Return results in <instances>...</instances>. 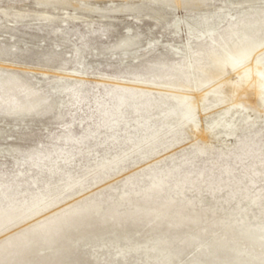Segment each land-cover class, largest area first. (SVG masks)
Instances as JSON below:
<instances>
[{
    "label": "rangeland",
    "instance_id": "374dc122",
    "mask_svg": "<svg viewBox=\"0 0 264 264\" xmlns=\"http://www.w3.org/2000/svg\"><path fill=\"white\" fill-rule=\"evenodd\" d=\"M34 1L0 0V215L31 213L6 232L63 218L67 207L130 213L167 201L171 216L194 209L202 221L216 219L237 233L261 231L264 116L252 123L251 110L231 108L234 135L203 144L190 121L180 124L185 108L179 101L187 88H212L196 110L197 125L223 116L230 81L209 86L227 69L224 50L247 60L264 49V0H194L191 6L157 0L160 10L140 13L138 6L153 0H86L94 11L77 10L79 18L65 22L39 19ZM125 4L131 10L104 12ZM218 14L225 15L220 24ZM205 18L218 25L212 38L207 32L190 38L188 28L204 30ZM127 32L138 36L125 55L115 45ZM144 230L150 231L134 226L128 236ZM192 234L177 229L154 236L178 244ZM210 239L205 233L176 264Z\"/></svg>",
    "mask_w": 264,
    "mask_h": 264
},
{
    "label": "bare ground",
    "instance_id": "6f19581e",
    "mask_svg": "<svg viewBox=\"0 0 264 264\" xmlns=\"http://www.w3.org/2000/svg\"><path fill=\"white\" fill-rule=\"evenodd\" d=\"M156 1L153 0L148 5L140 4L137 13L160 10L161 6L156 4ZM173 1L178 6L194 4V0ZM34 3L39 19L44 22H52L56 18L62 22L68 18L77 20L79 18L77 10L92 12L95 9L86 0H79L75 4L70 0H35ZM131 7V4H125L109 7L104 12L127 11L131 10ZM2 11L7 13L6 10L2 9ZM57 11L61 13L54 14ZM224 17V14L216 16L219 24ZM10 21L11 26L18 22L16 18ZM173 26L174 29H179L177 21ZM202 26L204 30L189 27L190 38L193 36L200 39L204 37L205 32L212 38V33L218 25L214 26L205 18ZM231 34L238 37L237 31H231ZM137 36L127 32L118 40L115 47L123 54H129L136 44ZM184 47L187 50L191 49L189 37ZM224 53L228 65L221 73V79L210 86L212 80L204 84L218 88L222 81H230V103L225 108L223 116L206 127L197 125L196 110L200 107L199 103L204 101L207 94L213 90L212 88L206 91L197 87L194 91L187 88L179 101L185 108L182 116L184 120L180 124L184 125L190 121L199 133V141L203 144L219 134H224L226 137L234 135L236 124L233 115H229L231 108L235 109V113L251 110L253 114L247 121L252 123L264 116V63L262 62L264 49L258 50L247 60L236 58L231 50H224ZM193 67L194 63L189 62L188 68L193 69ZM142 147L139 146L137 150ZM157 186L153 184L154 189ZM125 198L121 196L122 200ZM252 202L256 206L257 198L254 197ZM172 205V202L167 201L153 206L148 205L145 208L136 207L130 213L116 210L103 211L99 205L90 210L67 207L68 215L63 218L55 216L45 221L44 217V221L38 225L28 223L11 232L6 231L31 213L20 218L12 213L0 215V233L6 232L0 236V264H176L189 246L202 244L205 233L211 234L208 244L201 252L191 255L183 264H264V227L257 232L244 228L237 233L231 225L219 224L216 219L202 221L201 214L194 209L184 213L183 208H180L177 215L171 216L169 209ZM243 224L244 222L241 223ZM134 226L148 227L151 232L144 230L146 234L143 233L141 236H128L129 228ZM177 229L192 231L193 234L191 237L183 238V242L178 244L173 243V237L156 239L154 236L157 232L163 234Z\"/></svg>",
    "mask_w": 264,
    "mask_h": 264
}]
</instances>
